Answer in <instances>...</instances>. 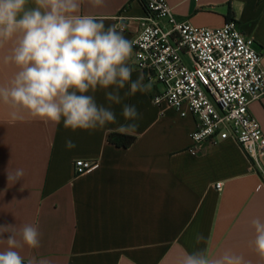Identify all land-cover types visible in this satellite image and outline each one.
<instances>
[{"label":"crops","instance_id":"crops-1","mask_svg":"<svg viewBox=\"0 0 264 264\" xmlns=\"http://www.w3.org/2000/svg\"><path fill=\"white\" fill-rule=\"evenodd\" d=\"M166 2L176 19L194 27L217 28L235 20L262 53L264 68V0ZM82 13L116 28L122 13L132 19L121 22L131 40L144 11L138 0H105L102 7L84 0ZM13 72L0 63V83ZM141 74L133 69L132 80ZM155 90L151 85L149 92L113 104L117 123L95 130L73 131L63 122L36 119L10 123L0 105V226L32 224L42 233L39 248L19 250L25 264L33 257L51 264H172L176 253L198 248L210 255L230 248L251 264H264L249 245L255 235L251 220L264 221V176L232 140L205 144L190 154L195 119L154 106L150 99ZM95 96L107 106L104 90ZM125 103L141 114L132 134L118 130L127 123L122 116ZM249 110L264 131V98L252 102ZM112 133L135 140L128 148H118L108 141ZM67 139L76 147L66 148ZM77 160L97 165L75 177ZM16 169L24 176L8 181V171ZM218 183L220 191L215 189ZM197 233L206 241L197 244ZM5 248L0 242V251Z\"/></svg>","mask_w":264,"mask_h":264},{"label":"clouds","instance_id":"clouds-1","mask_svg":"<svg viewBox=\"0 0 264 264\" xmlns=\"http://www.w3.org/2000/svg\"><path fill=\"white\" fill-rule=\"evenodd\" d=\"M84 0H0V63L14 69L10 78L0 83V105L7 109L9 122L36 119L60 124L66 129L95 130L117 123L112 105L127 96L147 93L150 83L143 75L132 80L129 61L134 41L115 25L82 13ZM92 7H102L105 0H88ZM127 87L124 95L121 90ZM104 90L100 104L95 93ZM127 123L119 131L132 134L141 114L135 105L123 104ZM65 147H76L71 139ZM24 176L22 169L8 171V181ZM254 239L249 242L258 261L264 262V221L251 220ZM4 233H9L7 238ZM42 233L32 224L0 226V264H25L21 249L41 246ZM197 244L206 241L202 233ZM27 264H51L47 258L27 260ZM172 264H251L243 254L225 249L210 255L206 248L191 252L181 250Z\"/></svg>","mask_w":264,"mask_h":264},{"label":"built area","instance_id":"built-area-1","mask_svg":"<svg viewBox=\"0 0 264 264\" xmlns=\"http://www.w3.org/2000/svg\"><path fill=\"white\" fill-rule=\"evenodd\" d=\"M143 15L129 61L145 83L155 87L154 106H167L179 117L195 119L188 152L197 154L205 145L232 140L264 176V131L251 114L252 102L264 98L262 53L235 20L221 27L199 28L178 20L166 0H138ZM123 21L132 20L121 13ZM97 161L77 160L75 177L86 175ZM221 184L215 185L220 191Z\"/></svg>","mask_w":264,"mask_h":264},{"label":"trees","instance_id":"trees-1","mask_svg":"<svg viewBox=\"0 0 264 264\" xmlns=\"http://www.w3.org/2000/svg\"><path fill=\"white\" fill-rule=\"evenodd\" d=\"M134 140L135 138L133 136L119 133H112L108 138L109 143L118 148H128L133 144Z\"/></svg>","mask_w":264,"mask_h":264}]
</instances>
